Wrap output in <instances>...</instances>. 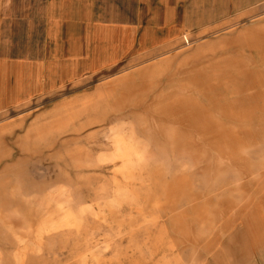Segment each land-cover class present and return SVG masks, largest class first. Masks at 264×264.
Listing matches in <instances>:
<instances>
[{
	"label": "rangeland",
	"instance_id": "374dc122",
	"mask_svg": "<svg viewBox=\"0 0 264 264\" xmlns=\"http://www.w3.org/2000/svg\"><path fill=\"white\" fill-rule=\"evenodd\" d=\"M0 264H264V4L2 112Z\"/></svg>",
	"mask_w": 264,
	"mask_h": 264
},
{
	"label": "crops",
	"instance_id": "0c3cea01",
	"mask_svg": "<svg viewBox=\"0 0 264 264\" xmlns=\"http://www.w3.org/2000/svg\"><path fill=\"white\" fill-rule=\"evenodd\" d=\"M262 4L264 0H0V114L129 55L158 50L184 31L212 27Z\"/></svg>",
	"mask_w": 264,
	"mask_h": 264
},
{
	"label": "bare ground",
	"instance_id": "6f19581e",
	"mask_svg": "<svg viewBox=\"0 0 264 264\" xmlns=\"http://www.w3.org/2000/svg\"><path fill=\"white\" fill-rule=\"evenodd\" d=\"M95 1H97V0H95ZM112 2V1H111ZM96 5V4H95ZM94 6V5H93ZM157 6V5H156ZM104 7V6H103ZM134 8V7H133ZM95 9V8H94ZM117 9V8H116ZM128 9V8H127ZM104 11V10H103ZM95 12V11H94ZM128 12V11H127ZM92 13H93V11H92ZM103 15V14H102ZM104 17V16H103ZM109 17V16H108ZM108 17H107V19H108ZM100 19V18H99ZM100 21V20H99ZM107 21H109V20H107ZM20 41V40H19ZM42 42V41H41ZM34 46V45H33ZM32 46V47H33ZM21 47V46H20ZM16 48V47H15ZM42 49V48H41ZM16 53V52H15ZM39 54V53H38ZM15 55V54H14Z\"/></svg>",
	"mask_w": 264,
	"mask_h": 264
}]
</instances>
